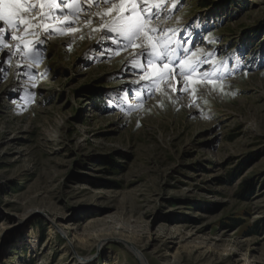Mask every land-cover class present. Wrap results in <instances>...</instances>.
<instances>
[{
    "label": "rangeland",
    "instance_id": "obj_1",
    "mask_svg": "<svg viewBox=\"0 0 264 264\" xmlns=\"http://www.w3.org/2000/svg\"><path fill=\"white\" fill-rule=\"evenodd\" d=\"M80 2L0 43V264H264V0H164L145 79Z\"/></svg>",
    "mask_w": 264,
    "mask_h": 264
},
{
    "label": "snow or ice",
    "instance_id": "obj_2",
    "mask_svg": "<svg viewBox=\"0 0 264 264\" xmlns=\"http://www.w3.org/2000/svg\"><path fill=\"white\" fill-rule=\"evenodd\" d=\"M86 3L89 8L99 7L98 4H94V0H86ZM100 3L111 5L104 8L103 11L95 13L101 17H111L100 25L101 28L118 33L134 48L147 44L152 49V52L149 53V72L141 79L151 78L153 71H157L162 76L163 72L156 68L151 57L153 53H156V59H162L164 56L163 49L166 48L167 43H171V38L165 42L161 36L153 35L160 29L150 25H152L153 17L159 18V9L164 4V0H115V2L113 0H100ZM65 7L74 9L70 15L75 18H79L83 11V3L80 0H0V22L3 25L0 26V43L5 40L6 33L11 31V39L22 42L24 50L22 54H26L29 45L32 43L26 37L30 34L35 35L32 32L33 29L43 28L44 31H48L52 25L45 21L60 20ZM67 20L68 15H64V21ZM65 26L70 32L77 31L71 27L70 23H66ZM169 31L175 34V30L170 29ZM115 42L114 40L113 43ZM4 47H10V45L4 44ZM16 48L20 51L21 44L17 43ZM180 64V74L184 75L186 70H190L189 62L181 61ZM163 68L167 69L169 76L174 74V68H169L168 64H164ZM186 88L187 83L185 84Z\"/></svg>",
    "mask_w": 264,
    "mask_h": 264
},
{
    "label": "bare ground",
    "instance_id": "obj_3",
    "mask_svg": "<svg viewBox=\"0 0 264 264\" xmlns=\"http://www.w3.org/2000/svg\"><path fill=\"white\" fill-rule=\"evenodd\" d=\"M62 16V15H61ZM69 225H67L68 227ZM65 228V227H64ZM135 256L138 258V260L140 261L141 264H147V262L145 261V259L143 258L142 254H140V252H134ZM81 260H87V258H81Z\"/></svg>",
    "mask_w": 264,
    "mask_h": 264
},
{
    "label": "trees",
    "instance_id": "obj_4",
    "mask_svg": "<svg viewBox=\"0 0 264 264\" xmlns=\"http://www.w3.org/2000/svg\"><path fill=\"white\" fill-rule=\"evenodd\" d=\"M248 189L250 190V187L248 186Z\"/></svg>",
    "mask_w": 264,
    "mask_h": 264
}]
</instances>
